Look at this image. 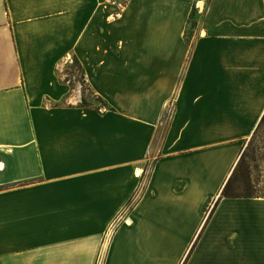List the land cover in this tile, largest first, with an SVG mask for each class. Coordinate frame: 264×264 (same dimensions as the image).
Returning a JSON list of instances; mask_svg holds the SVG:
<instances>
[{
	"label": "crops",
	"instance_id": "obj_1",
	"mask_svg": "<svg viewBox=\"0 0 264 264\" xmlns=\"http://www.w3.org/2000/svg\"><path fill=\"white\" fill-rule=\"evenodd\" d=\"M263 115L264 0H0V264H264Z\"/></svg>",
	"mask_w": 264,
	"mask_h": 264
},
{
	"label": "rangeland",
	"instance_id": "obj_2",
	"mask_svg": "<svg viewBox=\"0 0 264 264\" xmlns=\"http://www.w3.org/2000/svg\"><path fill=\"white\" fill-rule=\"evenodd\" d=\"M68 77L74 81L81 79V70L77 62L65 69ZM83 97L90 99L91 92L82 85ZM92 103H88V106ZM87 107V106H86ZM233 192L238 195L264 196V125L245 143L238 167L233 176ZM212 204L207 208L210 209Z\"/></svg>",
	"mask_w": 264,
	"mask_h": 264
},
{
	"label": "trees",
	"instance_id": "obj_3",
	"mask_svg": "<svg viewBox=\"0 0 264 264\" xmlns=\"http://www.w3.org/2000/svg\"><path fill=\"white\" fill-rule=\"evenodd\" d=\"M73 62H77L76 59H73ZM81 106L83 107H86L88 106V103L86 102L85 98L82 97L81 99ZM264 125V115L262 116L253 136L256 134V132L258 131V129H260L262 126ZM252 136V137H253ZM238 167V165H237ZM236 171V170H235ZM235 173V172H234ZM234 173L233 175L229 178V180L225 183L224 187L222 188V191H221V197H239V196H242V195H238V194H235L233 192V186H232V183H233V176H234ZM244 196H251V195H244Z\"/></svg>",
	"mask_w": 264,
	"mask_h": 264
}]
</instances>
